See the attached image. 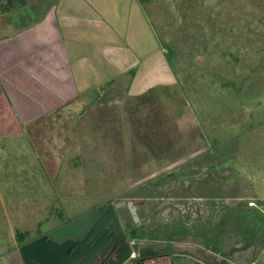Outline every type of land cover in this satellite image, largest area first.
<instances>
[{
  "label": "rangeland",
  "instance_id": "374dc122",
  "mask_svg": "<svg viewBox=\"0 0 264 264\" xmlns=\"http://www.w3.org/2000/svg\"><path fill=\"white\" fill-rule=\"evenodd\" d=\"M53 1L0 0V36ZM136 1L162 54L140 94L125 79L32 115L15 105L3 42L0 264L124 199L142 201L139 223L117 214L157 264H264V0Z\"/></svg>",
  "mask_w": 264,
  "mask_h": 264
},
{
  "label": "crops",
  "instance_id": "0c3cea01",
  "mask_svg": "<svg viewBox=\"0 0 264 264\" xmlns=\"http://www.w3.org/2000/svg\"><path fill=\"white\" fill-rule=\"evenodd\" d=\"M3 42L15 105L32 115L125 79L128 94L160 82L161 46L136 0H54L41 22L0 36V87Z\"/></svg>",
  "mask_w": 264,
  "mask_h": 264
},
{
  "label": "water",
  "instance_id": "95a60500",
  "mask_svg": "<svg viewBox=\"0 0 264 264\" xmlns=\"http://www.w3.org/2000/svg\"><path fill=\"white\" fill-rule=\"evenodd\" d=\"M123 206H127L133 221L139 223L136 206L132 200H120L100 205L50 230L46 235L21 244L18 252L22 263L87 264L109 236L112 237L111 242L117 236L125 239L116 212V209ZM109 223L113 226V231L110 233ZM70 236L78 240L73 241ZM116 252L118 261L112 264H122L130 252L129 243L126 241L123 246L117 248ZM83 254L85 255L80 259Z\"/></svg>",
  "mask_w": 264,
  "mask_h": 264
},
{
  "label": "flooded vegetation",
  "instance_id": "af4514ba",
  "mask_svg": "<svg viewBox=\"0 0 264 264\" xmlns=\"http://www.w3.org/2000/svg\"><path fill=\"white\" fill-rule=\"evenodd\" d=\"M124 200H128V199H124ZM133 202L136 206V212H137V205L142 204V201H140L138 203L135 201H133ZM123 207H126L127 211L129 212L127 206H123ZM116 212H117V209H116ZM130 217H131V215H130ZM131 220L135 224L132 217H131ZM69 221H67V222H69ZM67 222H65V223H67ZM65 223H63V224H65ZM63 224H60L59 226H61ZM59 226H57V227H59ZM121 227H122L123 233L125 235V239L122 238L121 236H117V238L111 242L112 237L109 236L107 239H105L104 243L95 252L94 256L88 261L87 264H112L113 262H117L118 258H117L116 250L119 246H121V245L123 246V244L126 241L129 243L130 252L122 264H157V260L163 255V253L160 251L157 252L155 250L145 249L143 247L137 246L135 243V240L139 241L140 238L138 236H131V230L129 228L123 226L122 224H121ZM108 228H109V233L111 231H113V226L111 223L108 224ZM48 232L49 231H47L46 233H43L41 235H46V234H48ZM70 237L73 241L78 240L74 236H70ZM89 247H91V244H89ZM84 255L85 254H83L80 259H82Z\"/></svg>",
  "mask_w": 264,
  "mask_h": 264
}]
</instances>
